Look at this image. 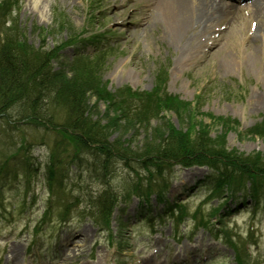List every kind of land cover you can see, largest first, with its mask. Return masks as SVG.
<instances>
[{
  "label": "rangeland",
  "instance_id": "rangeland-1",
  "mask_svg": "<svg viewBox=\"0 0 264 264\" xmlns=\"http://www.w3.org/2000/svg\"><path fill=\"white\" fill-rule=\"evenodd\" d=\"M156 1L0 0V11L5 9L3 3H11L9 12L0 13V35L18 36L32 49L44 50L81 34L82 40L73 43L75 46L63 48L61 60L74 63L79 60L73 59L74 55H84L82 64H75L81 69L83 64L91 65V72L110 94L127 87L149 93L162 80L167 94L189 105L185 111L162 110L160 119L150 123L157 131L165 125L189 133L192 125V135L203 127L225 149L264 158V38L251 41L257 24L253 8L239 12L246 25L232 37L222 35V21H213L216 24L203 33L202 26L192 23L186 40L193 38L184 40L185 51H181L182 44L169 40L168 29L150 20ZM212 1L208 3L212 5ZM260 26L264 30V19ZM223 44L227 51L221 50ZM253 51L257 54L249 58ZM224 61L230 69H221ZM87 104L103 123L108 118L116 122L109 142L118 139L131 150L140 147L148 129L137 130L127 124L118 111L91 92ZM45 129L16 128L0 119V139L4 141L0 163L4 161L2 151L13 153L23 141L29 165V173L27 167H21L15 168V177H0V186H4L0 264H143L146 259L155 264H235L236 252H245L246 242L251 256L246 254V264H264L262 194L259 204L239 194L231 200L229 191H216L209 183L205 167L175 166L168 176L164 200L166 205L183 204L177 211L188 217L185 222L176 226L170 216L164 217L166 206L157 202L155 195L146 203L133 197L125 206L117 204L106 222L88 203V197L95 198L103 185L82 171V163L64 166L67 175L49 195L44 166L53 142L60 137ZM11 141L16 146L9 147ZM72 154L67 144L64 156ZM83 158L93 160L89 155ZM21 159L10 156L5 161L8 167L3 168L12 170L15 163L24 161ZM110 167L109 182L115 189L134 176L119 160L111 161ZM250 187L247 184L246 191ZM82 233L85 241L80 243L77 237ZM13 247L18 249L14 257L10 253Z\"/></svg>",
  "mask_w": 264,
  "mask_h": 264
},
{
  "label": "trees",
  "instance_id": "trees-1",
  "mask_svg": "<svg viewBox=\"0 0 264 264\" xmlns=\"http://www.w3.org/2000/svg\"><path fill=\"white\" fill-rule=\"evenodd\" d=\"M10 5L3 3L5 12L0 11L2 16L9 12ZM69 39L51 49L36 50L27 46L25 40L20 41L18 36L3 33L0 37V119L16 128L23 125L46 127L45 130L49 132V126H52L49 133L60 137L53 142L44 166V186L49 195L61 186L67 175L64 166L73 167L75 162L82 163L85 165L82 171L88 172L103 185V190L95 198L88 197V203L97 216L108 220L117 204H127L132 197L146 202L155 194L159 202H164L170 169L180 165L208 167L209 183L214 185L216 191H229L230 198H235L237 192L247 194L245 183L249 182L251 187L248 194L254 203H259L260 191L257 186L264 185L263 157L227 150L223 145L216 144L217 139L210 138L203 127H198L192 135L190 132L195 130H192V125L189 133H181L172 126L165 128V125L163 130L157 131L150 123L160 119L162 110L185 111L187 108L189 110V105L167 94L162 80H158L149 93L127 87L117 91L116 95L110 94L100 78L91 72V65L83 64L81 69L75 64L84 59V55L77 54L79 51L73 56V59H79L76 62L70 60L64 63L61 60L60 52L66 45L75 46V42L82 40L79 35ZM70 73L72 78L66 77ZM89 92L104 100L108 108H114L115 113L118 111L127 124L137 130L140 127L148 129L138 149L131 150L129 145L125 146L127 143H121L118 139L109 142L116 122L108 118L103 123L94 117L87 104ZM3 142L0 139V146ZM67 144L73 152L69 158L64 156ZM8 145L16 146V142L11 141ZM24 146L25 142L22 141L13 153L1 152L4 161L0 163V177L10 174L15 177V168L21 167L23 170L27 167L25 172L29 173ZM84 155L91 156L93 160L88 163L82 157ZM10 156L13 159L22 157L24 161L15 163L12 170L4 169L3 166L8 167L5 161ZM65 158L69 161L63 164ZM114 159L134 171V176L127 179L119 190L111 187L109 182L113 170L110 164ZM138 171L143 175L139 176ZM3 188L0 186V203ZM176 212L179 215L175 221L183 222L186 219L183 212ZM168 214L174 216L172 207L168 209ZM246 259V254L238 252L235 264H246Z\"/></svg>",
  "mask_w": 264,
  "mask_h": 264
},
{
  "label": "bare ground",
  "instance_id": "bare-ground-1",
  "mask_svg": "<svg viewBox=\"0 0 264 264\" xmlns=\"http://www.w3.org/2000/svg\"><path fill=\"white\" fill-rule=\"evenodd\" d=\"M208 2L209 0H157L155 3V14L150 20L153 22L156 20L158 23H162V26H164L165 29H168L166 33L169 34V40H171V42L175 40L177 44H182L180 46L181 51H185L184 40H186L188 36V29H191L189 27H191L192 23H197L202 26L200 27V31L203 28V33L205 28L211 29V27L216 24V22L213 21H222L221 24L224 25L225 28L221 33L226 37L235 36L236 33L243 30L242 28L245 27L246 22L244 18H240L239 16V12H241L240 9L231 8L232 6H228L221 1H212V5ZM252 4L251 7L254 12L252 16L257 18L255 20L257 21V24L251 34V41L256 42L258 39L264 38V30H262V27L260 26V20L264 19V0H254ZM147 22H149V18L147 19ZM183 37L184 39H182ZM192 38L193 37L186 41L189 42ZM223 49L227 51L226 44L221 46V50ZM228 53L229 52H226L225 55H229ZM256 54L255 51L251 52L249 58L250 55ZM221 69H230L229 63L225 61L222 62ZM84 234L85 233H82L77 237L80 243L85 241ZM17 252L18 249L16 247H13V249L10 250L13 257ZM143 264L155 263L152 260H149L148 262V259H146L145 262L143 261Z\"/></svg>",
  "mask_w": 264,
  "mask_h": 264
}]
</instances>
